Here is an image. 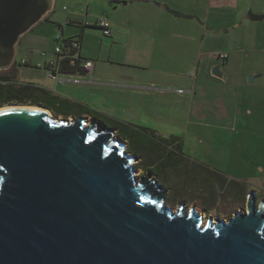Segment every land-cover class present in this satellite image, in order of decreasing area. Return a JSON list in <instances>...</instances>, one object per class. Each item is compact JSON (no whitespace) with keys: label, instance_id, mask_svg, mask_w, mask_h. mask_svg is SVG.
I'll use <instances>...</instances> for the list:
<instances>
[{"label":"water","instance_id":"water-1","mask_svg":"<svg viewBox=\"0 0 264 264\" xmlns=\"http://www.w3.org/2000/svg\"><path fill=\"white\" fill-rule=\"evenodd\" d=\"M52 6L0 0V72ZM18 107L0 111V264H264V200L253 191L227 221L171 209L113 130Z\"/></svg>","mask_w":264,"mask_h":264},{"label":"crops","instance_id":"crops-1","mask_svg":"<svg viewBox=\"0 0 264 264\" xmlns=\"http://www.w3.org/2000/svg\"><path fill=\"white\" fill-rule=\"evenodd\" d=\"M252 2L53 0L51 11L28 34L20 37L18 45L24 63L20 71L14 66L10 71L20 84L48 92L53 103L45 97L39 106L58 118H85L101 124L114 116L123 118L139 104L151 105V100L169 103L175 93L176 105L183 104L185 99L194 102L212 84L224 86L226 92L240 91L244 86L264 90V74L234 57L240 56L239 52L244 49L261 48L254 38L260 27L255 23L264 19L253 21L251 16L264 18V12L255 11ZM90 7L94 8L92 12ZM100 17L108 19L110 37H104L96 26ZM232 28L237 29L231 31ZM58 33L65 40L79 42L80 57L93 62L90 76L69 63L70 69L64 65L66 68L61 69L57 80L50 78L45 62L54 56V38ZM25 35H30L29 39L25 40ZM221 37L224 44L219 47ZM223 47L228 56L226 61L215 58V52ZM236 65L240 66L238 72L234 71ZM214 67L219 68L221 78L211 75ZM21 75L24 83L19 79ZM249 75L253 76V82L246 85ZM244 111L249 117L252 115L250 107ZM180 140L184 145L185 140ZM260 172L263 174L264 169Z\"/></svg>","mask_w":264,"mask_h":264},{"label":"rangeland","instance_id":"rangeland-1","mask_svg":"<svg viewBox=\"0 0 264 264\" xmlns=\"http://www.w3.org/2000/svg\"><path fill=\"white\" fill-rule=\"evenodd\" d=\"M252 6L255 11L264 12V0H253ZM89 9L92 12L94 8ZM82 11L84 14L85 6ZM255 24L260 27L254 38L261 48H247L239 52L240 56L237 54L234 57L264 74V21ZM25 36L26 40L30 35ZM223 44L221 37L219 47ZM19 49L17 43L13 60L17 71H20L23 62ZM223 50L224 47L219 48L215 54L224 53ZM196 65L197 62L194 63L195 69ZM233 67L235 72L239 71V65ZM0 74L13 73L9 70ZM19 79L24 83L22 75ZM226 91L224 86L212 84L204 96L194 99V102L185 99L181 105H176L178 98L175 93L171 95L169 103L151 100V105L139 104V107L129 109L123 118L114 116V119L102 124L107 129L116 130L115 137L125 145L126 153L137 159L134 168L138 179L152 173V170L145 166L142 157L127 151L129 141L118 134L115 122L146 128L162 137L183 138V153L187 157L186 166L181 169L184 175L179 172L167 178H158L152 173V177L166 189L167 207L176 209L182 203L187 210L195 208L205 220L212 216H225L228 220L236 212L245 211L246 197L250 191L255 193L257 203L264 200V173L260 172V169H264V90L258 86H244L240 91ZM8 106L35 105L12 101L2 104L0 109ZM247 107L252 111L250 117L244 111Z\"/></svg>","mask_w":264,"mask_h":264},{"label":"trees","instance_id":"trees-1","mask_svg":"<svg viewBox=\"0 0 264 264\" xmlns=\"http://www.w3.org/2000/svg\"><path fill=\"white\" fill-rule=\"evenodd\" d=\"M177 17L181 14L172 12ZM226 61V60H225ZM68 62L61 64V69L68 66ZM70 69V67H67ZM17 83V84H16ZM43 89L36 88L30 84H20L14 74L0 75V106L15 102L17 104L42 105V100L47 97L49 102L54 99ZM74 107V105H71ZM118 134L129 141L127 151L142 157L145 166L151 168L154 176L167 178L169 175L181 172L186 166L187 157L183 153V145L180 138L156 135L152 130L132 125H123L115 122Z\"/></svg>","mask_w":264,"mask_h":264},{"label":"built area","instance_id":"built-area-1","mask_svg":"<svg viewBox=\"0 0 264 264\" xmlns=\"http://www.w3.org/2000/svg\"><path fill=\"white\" fill-rule=\"evenodd\" d=\"M96 26L104 37L111 36L110 23L107 18H100L97 21ZM54 41L56 43L54 56L52 58H48L45 62V67L52 80L58 79L61 71V64L64 62L76 64L84 74L89 76L91 75L93 62L80 57V44L77 40H65L62 35L58 33L56 34ZM215 57L223 61L228 58L225 53L215 54Z\"/></svg>","mask_w":264,"mask_h":264},{"label":"bare ground","instance_id":"bare-ground-1","mask_svg":"<svg viewBox=\"0 0 264 264\" xmlns=\"http://www.w3.org/2000/svg\"><path fill=\"white\" fill-rule=\"evenodd\" d=\"M15 108H20V107H16V106H8V107H4V108L0 109V111H1V110L15 109ZM22 108H31V107H22Z\"/></svg>","mask_w":264,"mask_h":264},{"label":"flooded vegetation","instance_id":"flooded-vegetation-1","mask_svg":"<svg viewBox=\"0 0 264 264\" xmlns=\"http://www.w3.org/2000/svg\"><path fill=\"white\" fill-rule=\"evenodd\" d=\"M3 71H1L0 73H2ZM0 75H6V74H0ZM247 198V197H246ZM208 217V216H207ZM214 219H222V220H227L226 219V217L225 216H216V217H214V216H212Z\"/></svg>","mask_w":264,"mask_h":264}]
</instances>
